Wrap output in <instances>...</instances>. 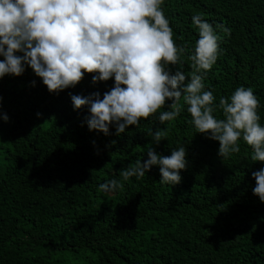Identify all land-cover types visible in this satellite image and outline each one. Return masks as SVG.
Instances as JSON below:
<instances>
[{
    "label": "trees",
    "instance_id": "16d2710c",
    "mask_svg": "<svg viewBox=\"0 0 264 264\" xmlns=\"http://www.w3.org/2000/svg\"><path fill=\"white\" fill-rule=\"evenodd\" d=\"M164 10L185 50L180 64L168 66L173 73L192 71L194 15L231 29L227 36L216 28L221 54L205 89L218 104L252 87L264 126V0H165ZM25 67L0 79V264H264V202L252 176L264 162L251 160L242 139L239 153L221 158L219 142L197 132L182 99L173 121L161 124L158 112L119 136L114 125L109 135L90 131L87 108L75 110L71 95L103 96L114 78L94 85L85 74L54 94ZM157 129L167 130L159 145L149 135ZM149 146L162 155L186 148L180 184H162L159 166L122 180ZM111 179L123 189L98 191Z\"/></svg>",
    "mask_w": 264,
    "mask_h": 264
},
{
    "label": "clouds",
    "instance_id": "9594fccd",
    "mask_svg": "<svg viewBox=\"0 0 264 264\" xmlns=\"http://www.w3.org/2000/svg\"><path fill=\"white\" fill-rule=\"evenodd\" d=\"M164 5L165 0H0V79L21 76L27 65L49 93L59 94L79 85L85 74L92 76L94 85L114 78V86L103 96L99 91L87 97L71 95L75 110L87 108L89 130L105 135L114 125L119 136L158 112L161 124L173 121L183 110L182 99L197 132L219 142L221 158L239 153L242 139L253 149L251 160L264 162V126L253 88L239 86L218 104L213 92L205 89L206 73L221 54L216 28L227 36L231 29L219 24L214 28L194 15L199 38L190 55L192 71L173 73L168 66L180 64L185 50L176 43ZM2 102L0 96V110ZM164 108L168 110L160 111ZM218 111L223 118L214 114ZM2 118L9 120L7 114ZM149 135L159 145L167 130ZM147 157L123 169L122 180H139L159 166L162 184L181 183V171L188 167L185 147L162 155L149 146ZM252 176L253 194L264 202V169ZM123 186L111 179L98 191L111 193Z\"/></svg>",
    "mask_w": 264,
    "mask_h": 264
}]
</instances>
